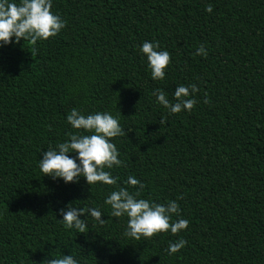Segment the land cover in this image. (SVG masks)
<instances>
[{"label": "trees", "instance_id": "obj_1", "mask_svg": "<svg viewBox=\"0 0 264 264\" xmlns=\"http://www.w3.org/2000/svg\"><path fill=\"white\" fill-rule=\"evenodd\" d=\"M52 11L67 22L58 35L0 47V264H264V0H53ZM145 41L171 55L163 80ZM192 84L190 112L170 114L152 95L162 89L174 104L175 89ZM73 108L132 130L112 139L124 163L105 171L130 192L129 176L145 184L140 198L176 201L172 220H188L186 230L127 237L128 217L105 203L114 186L41 171L50 146L89 134L68 123ZM69 203L107 222L85 214L86 234L66 230ZM179 239L185 247L168 255Z\"/></svg>", "mask_w": 264, "mask_h": 264}, {"label": "clouds", "instance_id": "obj_2", "mask_svg": "<svg viewBox=\"0 0 264 264\" xmlns=\"http://www.w3.org/2000/svg\"><path fill=\"white\" fill-rule=\"evenodd\" d=\"M53 0H0V47L12 43L13 37L17 44L23 39L36 44L41 40H48L58 35L67 22L59 15L53 13ZM206 11L211 13L213 8L208 5ZM160 43L145 41L140 48V52L147 57L148 67L154 80L165 78V69L171 62V55L168 51H158ZM196 55L207 57L208 52L204 44L197 48ZM196 84L188 87L179 85L173 96L176 102L173 104L167 98V94L162 89H155L152 93L156 97L158 104L168 109L170 114H179L184 110L191 111L196 105L195 99H185L199 92ZM207 93H205L204 103H209ZM67 121L74 129L83 130L89 134H72L70 141L58 143L54 148L49 149L40 159L39 167L41 171L55 178H63L65 183L79 182L81 177L86 178L89 185L93 186L98 182L114 186L115 190L107 196L105 203L111 206V217H128L127 230L124 235L139 241L143 237L145 240L160 233H167L169 230L173 235L189 227L186 219L172 220L173 215H180V205L176 201L165 204L155 203L149 199L140 198L145 184L133 176H129L126 183L136 191L130 192L125 187L117 184L109 171L123 165L119 158L120 153L113 138L128 135V132L121 127L117 117L110 112H95L85 115L76 108H73L67 116ZM161 126L167 124V120L162 118ZM76 153V158L69 154ZM77 159L79 163H77ZM92 191V188H91ZM92 196L89 197L91 199ZM180 195L178 199H183ZM88 199V200H89ZM59 214L63 216L61 220L65 229L78 230L79 233L86 234L87 220L80 219L82 215L88 214L100 225L107 221L102 219V212L95 207H78L72 203L67 208L60 209ZM187 241L179 239L170 243L165 249L168 255L178 253L185 247ZM43 264H78L73 255H63L60 258L45 259Z\"/></svg>", "mask_w": 264, "mask_h": 264}]
</instances>
